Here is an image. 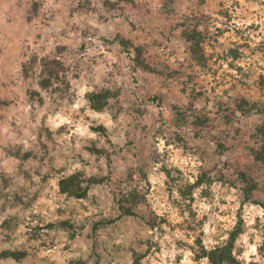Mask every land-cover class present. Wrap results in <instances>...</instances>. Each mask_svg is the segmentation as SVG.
Listing matches in <instances>:
<instances>
[{
	"label": "rangeland",
	"instance_id": "1",
	"mask_svg": "<svg viewBox=\"0 0 264 264\" xmlns=\"http://www.w3.org/2000/svg\"><path fill=\"white\" fill-rule=\"evenodd\" d=\"M263 124L264 0H0V264H264Z\"/></svg>",
	"mask_w": 264,
	"mask_h": 264
},
{
	"label": "trees",
	"instance_id": "2",
	"mask_svg": "<svg viewBox=\"0 0 264 264\" xmlns=\"http://www.w3.org/2000/svg\"><path fill=\"white\" fill-rule=\"evenodd\" d=\"M188 41L191 42V49L194 54H197V48L200 46V42L194 36H187ZM100 96L96 97L93 94L90 99L95 104V100L99 99ZM258 134L261 138V145L260 147L254 152L256 156V161L264 164V124L258 128ZM65 181L63 182V190L64 192L68 191V185H65ZM82 196V195H80ZM239 231L233 233L230 236L229 241L226 243L225 246L217 247L213 249L207 256L212 264H233L235 259L233 257V252L235 249L236 241L239 237ZM80 264V263H78Z\"/></svg>",
	"mask_w": 264,
	"mask_h": 264
}]
</instances>
